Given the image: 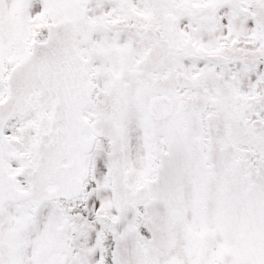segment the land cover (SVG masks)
<instances>
[{"label":"snow or ice","instance_id":"obj_1","mask_svg":"<svg viewBox=\"0 0 264 264\" xmlns=\"http://www.w3.org/2000/svg\"><path fill=\"white\" fill-rule=\"evenodd\" d=\"M0 264H264V0H0Z\"/></svg>","mask_w":264,"mask_h":264}]
</instances>
